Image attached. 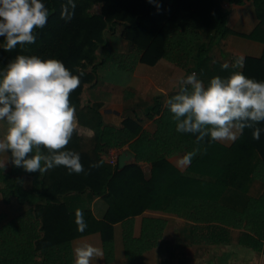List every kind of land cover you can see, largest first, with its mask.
<instances>
[{"label":"trees","instance_id":"1","mask_svg":"<svg viewBox=\"0 0 264 264\" xmlns=\"http://www.w3.org/2000/svg\"><path fill=\"white\" fill-rule=\"evenodd\" d=\"M249 1L259 24L251 34L242 36L264 44V0ZM42 2L49 9V18L46 26L37 30L35 43L18 45L8 52L0 38V69L17 55L38 56L61 60L80 77L79 88L71 94L77 123L67 150L80 154L84 172L69 174L57 167L42 174L28 173L13 164L6 172L0 165L5 203L16 199L30 206L0 228V264H74L72 241L94 233L102 235L106 263L112 264L116 260L117 224L123 226L129 264H145L146 254L159 246L168 227L165 218L144 217L141 234L136 236V220L146 211L192 223L195 245L230 246L231 230H244L239 244L262 252L264 193L247 196L240 208L228 203L226 195L229 190L246 195L253 180L264 183V123L258 125L262 129L258 140L253 138L252 129H245L231 146L208 138L196 145L194 135L176 131L172 114L160 97L145 110L148 118L156 119L157 130L149 133L133 118L120 127L105 124L99 106L87 94L98 86L101 70L132 73L139 64L154 66L161 59L187 74L197 73L205 85L215 76L227 77L234 71L231 64L238 56L231 58L228 69H222L225 62L211 55L213 40L232 33L223 3L242 5L245 0H74L70 22L60 18L67 0ZM96 7L100 11H95ZM118 27L134 47L130 54L110 47L109 36ZM208 31L214 34L210 41H206ZM239 70L264 82V53L261 58H244ZM196 147L200 152L192 158L188 171L200 177L184 174L168 159ZM110 150L130 151L133 159L121 169L119 161L116 165L106 161ZM93 163L100 166L89 168ZM147 164L151 166L149 174L144 169ZM26 176L32 178L31 188L25 186ZM86 192L106 201L108 211L99 220L91 210H82L87 227L81 233L75 211L60 198Z\"/></svg>","mask_w":264,"mask_h":264},{"label":"clouds","instance_id":"2","mask_svg":"<svg viewBox=\"0 0 264 264\" xmlns=\"http://www.w3.org/2000/svg\"><path fill=\"white\" fill-rule=\"evenodd\" d=\"M75 7L74 0H67L60 18L70 22ZM48 18L49 9L42 0H0L3 49L11 52L18 45L35 43L37 30L46 26ZM243 63L242 56L236 57L231 64L234 71L227 77L211 78L207 85L195 72L178 79L176 94L164 101L177 132L194 135L196 145L206 138L210 142H234L245 129L253 130L254 139L260 138L264 82L245 76L239 70ZM221 67L228 69L229 64ZM79 86L80 77L61 60L25 55L10 60L0 69V125L4 129L0 156L28 173L42 174L57 167L67 169L69 174L84 172L80 154L67 150L77 123L71 94ZM199 152V147L187 152L180 165H190ZM99 166L93 163L89 168ZM75 223L79 232L85 231L81 209L75 210ZM73 252L74 264H92L94 258L103 255L100 248L89 243L80 244Z\"/></svg>","mask_w":264,"mask_h":264},{"label":"crops","instance_id":"3","mask_svg":"<svg viewBox=\"0 0 264 264\" xmlns=\"http://www.w3.org/2000/svg\"><path fill=\"white\" fill-rule=\"evenodd\" d=\"M223 5L225 7L224 10L229 13L228 25L232 33L226 35L224 38L214 36L213 48L211 51L213 59L230 64L233 56L261 58L264 53V44L242 36L251 34L259 24L254 4L249 0H245L242 5H230L227 2L223 3ZM228 6L233 7L229 9ZM117 30L118 29H116V34ZM212 33L213 32H206V41H210L213 38L214 34ZM208 34H210L209 37H207ZM113 36L114 39L110 36L109 39L110 47L114 51L130 54L134 50L133 45L129 41L123 39L121 36L115 35V33ZM110 70L111 68L101 70L98 86L87 92L91 101L99 106L104 123L120 127L127 118H133L149 133L156 132V119L148 118L145 115V110L148 107L154 106L156 98L158 97L161 98L164 104V101L169 97L170 93L177 89L178 79L182 76L190 75L187 74L184 69H181L165 59H161L154 66L139 64L132 73L123 72L119 69H112L111 71H114L117 76L113 79L106 78L108 77L106 71ZM234 142H224L221 144L231 146ZM7 155L10 157V152L7 153ZM183 156V154H174L168 159L184 174L200 177L189 173L188 169L190 165H180L179 161ZM6 161V156H0V165L4 166L5 164L7 172L11 170L12 163L10 160L8 162ZM146 167L149 168L148 172L150 173L151 166L148 164L144 165V169ZM25 186L27 188L32 187L31 177H25ZM2 188L3 185L0 183V228L30 209L29 205L20 204L16 199H13L9 204L5 203L1 195ZM263 193L264 183L259 180H253L250 190L246 195L234 190H229L226 195V200L228 203L240 208L247 196L259 197ZM60 202L64 203L70 211H75L76 209L91 210L99 220H102L108 211V204L106 201L91 196L89 192L62 196ZM144 217L165 218L168 220V227L164 234V238L156 249L146 254L145 264H162V262L166 261L168 253L172 251V249L168 250L170 241L167 239L170 235H172V244L177 246V251L179 252L181 247L178 245L179 241L176 240V237L181 236V233L184 237H187L188 243L186 244L195 250H201L202 248L209 250L211 248H217L216 250H218L219 258L223 256L222 254L228 256V264H238V258H240V264H264V250L262 252L254 251V253H248L241 249L240 246L242 245L239 244V240L240 237L246 233L244 230H231L230 246H198L193 242L192 223L163 212L146 211L142 216L138 217L135 227L136 236H140L141 234ZM82 243L92 244L100 248L103 252L101 257L93 259L92 264H107L105 260L103 238L100 233L74 239L72 241L73 249ZM115 247L116 260L112 264H129L125 255L123 226L121 224L115 226ZM195 257H198V254L193 251V254H189L188 258L182 259L184 256L180 255L178 259L182 261L180 262L181 264H187L188 261L189 264H191L196 261ZM213 258L211 260H213ZM214 259H216V257Z\"/></svg>","mask_w":264,"mask_h":264},{"label":"rangeland","instance_id":"4","mask_svg":"<svg viewBox=\"0 0 264 264\" xmlns=\"http://www.w3.org/2000/svg\"><path fill=\"white\" fill-rule=\"evenodd\" d=\"M233 6H228L229 9H231ZM223 8L225 9L224 5H223ZM95 11H100V8L99 7H96L95 8ZM117 34H116V31H115V35L117 36H121L122 37V31H123V28L122 27H119L117 28ZM208 32H211V31H208ZM210 34L207 35V37H209ZM111 38L114 39V36L113 34L110 35ZM123 38V37H122ZM124 39V38H123ZM0 48H1V44H0ZM113 68H111L112 70ZM106 71L107 74H108V77H106V75L104 74V76L106 78H109V79H113V78H116L117 76L115 75V72L114 71ZM3 126L0 125V134L3 133ZM145 171L149 174V168L146 167L145 168ZM170 242H169V246H168V250H171L169 253H168V258L166 259V261L171 260V264H179L180 262H182L180 259H178L180 257V255L184 256V258L182 259H185V258H188L189 257V254H193V251H195V253L198 254V257H195L196 261H192L194 263H191V264H228V256H225L224 254H222L223 256H221L219 258V253H218V250H216L215 248H211L210 250L209 249H201V250H198V249H194V248H191L190 246H188L186 243L187 242V237H184L181 233V236H178L176 237V240L179 241V246L181 247V249L179 250V252L177 251V246L173 245L172 244V235H170V237H168V239ZM241 249L243 251H246L248 253H254V250H252L251 248H248V247H245V246H240ZM203 254V255H202ZM216 255V256H215ZM216 259H214L215 257ZM214 257V258H213ZM213 258V260H211ZM238 264H240V258L237 259ZM181 264V263H180ZM184 264V263H183ZM187 264H189V261L187 262Z\"/></svg>","mask_w":264,"mask_h":264},{"label":"built area","instance_id":"5","mask_svg":"<svg viewBox=\"0 0 264 264\" xmlns=\"http://www.w3.org/2000/svg\"><path fill=\"white\" fill-rule=\"evenodd\" d=\"M122 154L123 152L120 150H110L106 155V161L111 165H116Z\"/></svg>","mask_w":264,"mask_h":264},{"label":"water","instance_id":"6","mask_svg":"<svg viewBox=\"0 0 264 264\" xmlns=\"http://www.w3.org/2000/svg\"><path fill=\"white\" fill-rule=\"evenodd\" d=\"M132 159V153H130V151H125L119 158V164L121 169H124Z\"/></svg>","mask_w":264,"mask_h":264}]
</instances>
